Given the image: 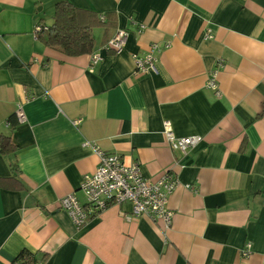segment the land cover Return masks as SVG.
Masks as SVG:
<instances>
[{
    "label": "crops",
    "instance_id": "0c3cea01",
    "mask_svg": "<svg viewBox=\"0 0 264 264\" xmlns=\"http://www.w3.org/2000/svg\"><path fill=\"white\" fill-rule=\"evenodd\" d=\"M61 1L0 0V136L18 147L0 146V177L23 185L0 186V264L25 249L48 254L44 264H264V0H68L116 17L94 30L97 64L93 52L68 56L36 37ZM121 28L127 44L109 53ZM152 43L156 70L136 72L132 54ZM214 69L220 97L208 87ZM166 121L202 140L187 155L172 150ZM85 140L152 180L180 181L169 230L130 202L74 224L60 199L85 201L81 181L99 165Z\"/></svg>",
    "mask_w": 264,
    "mask_h": 264
},
{
    "label": "built area",
    "instance_id": "2783aa9c",
    "mask_svg": "<svg viewBox=\"0 0 264 264\" xmlns=\"http://www.w3.org/2000/svg\"><path fill=\"white\" fill-rule=\"evenodd\" d=\"M102 19L104 15L102 14ZM145 25L140 26L142 30ZM48 27L43 23H36L34 32L37 34ZM129 31L121 28L103 45V49L112 54L122 52L127 44ZM208 38L213 35L209 33ZM161 47L157 43H152L150 49L145 54L133 53L132 58L138 73H150L156 70L158 61L157 53ZM92 63L97 64L102 60L99 52L91 54ZM38 61L39 58H34ZM221 62H219V65ZM208 87L215 91L217 96L222 92L219 86L218 69L210 72ZM16 116L19 122L26 120V114L21 102L18 103ZM81 119L74 120V124H79ZM164 135L170 148L187 155L202 140L200 135L178 136L169 121L164 124ZM85 147H91L99 158V165L94 172L83 176L80 189L85 195L82 202L74 193L68 194L60 199L61 207L68 212L74 224L81 227L92 217L98 215L111 205H120L123 202H130L134 212L139 215H148L161 224V230H169L172 227L174 211L169 207L171 194L180 184V181L169 173H165L158 180L146 177L139 164H128L122 156L117 153H110L101 149L93 141L85 140ZM189 189H194L191 184H185ZM253 245L247 242L242 248L241 254L244 258L252 253ZM14 264H21L19 261Z\"/></svg>",
    "mask_w": 264,
    "mask_h": 264
},
{
    "label": "trees",
    "instance_id": "16d2710c",
    "mask_svg": "<svg viewBox=\"0 0 264 264\" xmlns=\"http://www.w3.org/2000/svg\"><path fill=\"white\" fill-rule=\"evenodd\" d=\"M102 14L96 11L75 6L68 0L59 2L56 6L54 20L37 34V38L42 40L47 46L56 48L68 56H79L92 53L96 40L94 30L104 27L114 28L116 17L112 14ZM13 127V126H12ZM0 146L2 153H13L18 147L11 141L10 136H0ZM17 172V170H16ZM14 184L16 188L23 189V185L16 176L0 177V186H10ZM48 259V254L38 258L36 253L27 249L23 250L14 262L21 264H44Z\"/></svg>",
    "mask_w": 264,
    "mask_h": 264
}]
</instances>
